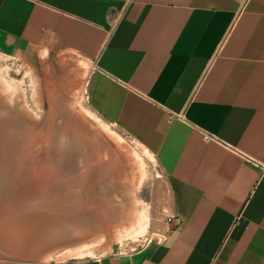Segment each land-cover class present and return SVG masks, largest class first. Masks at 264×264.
<instances>
[{"label": "crops", "instance_id": "crops-1", "mask_svg": "<svg viewBox=\"0 0 264 264\" xmlns=\"http://www.w3.org/2000/svg\"><path fill=\"white\" fill-rule=\"evenodd\" d=\"M85 64L88 110L154 155L148 242L77 264H264V0H0V54Z\"/></svg>", "mask_w": 264, "mask_h": 264}, {"label": "rangeland", "instance_id": "rangeland-1", "mask_svg": "<svg viewBox=\"0 0 264 264\" xmlns=\"http://www.w3.org/2000/svg\"><path fill=\"white\" fill-rule=\"evenodd\" d=\"M83 67L67 57L0 54V264L92 262L136 252L149 240L151 201L162 173L154 155L88 110L78 74ZM80 130L120 162L80 174L70 161L76 157L70 139ZM60 167L85 185L78 203L96 210L89 219L105 220L113 195L126 208L124 217L75 243L58 239L60 216L72 210L68 199L62 201Z\"/></svg>", "mask_w": 264, "mask_h": 264}, {"label": "bare ground", "instance_id": "bare-ground-1", "mask_svg": "<svg viewBox=\"0 0 264 264\" xmlns=\"http://www.w3.org/2000/svg\"><path fill=\"white\" fill-rule=\"evenodd\" d=\"M83 134L81 133V130L76 131L75 134L72 136L73 138L70 139L74 149L76 150V154H75L76 157L74 156L72 159L70 158L71 159L70 161L75 166L77 171H79L80 174L88 175L91 173L92 169H97L98 172H100L101 168L104 167L107 169L110 168L114 162L116 161L118 163L120 162V157L113 156L108 146L102 145L101 149L98 150V148H96L95 145L90 143ZM85 155L87 156L96 155V156L93 157L92 159L88 158L86 160L85 159L83 160ZM81 159L85 163L84 164L85 167L81 165V163H83ZM64 169L65 167H60L59 169L60 171L58 170L59 172L58 176L60 177V184L62 186L60 187L62 189L61 197H62V201L63 199L69 200V202L67 201L68 202L67 205L72 206V210L60 216V220H61L60 225L59 226L56 225L57 227L55 228V232L58 233L60 236L58 237V239L62 238L63 241L66 240L69 243H75L79 241L78 239H82L86 236L93 235L98 229H100L99 226H102L103 224L108 225L110 220L112 221L117 219L120 220L124 217L125 214L124 211H126V208L124 207L123 203L117 201L115 196L113 195L110 197L109 200L110 206L108 208V211L106 212L107 214L106 219L102 221L100 220V223L95 222L94 219H89V217L91 216V215L89 216V213L94 214L96 210L91 211V209L88 208L85 209L83 208L81 203H78V200L80 199L81 194L85 189V185L82 186L83 184L79 180L73 178L72 177L73 175L70 176L71 174H67L66 172L64 173ZM105 189L107 190V188ZM100 201L103 202V200Z\"/></svg>", "mask_w": 264, "mask_h": 264}]
</instances>
